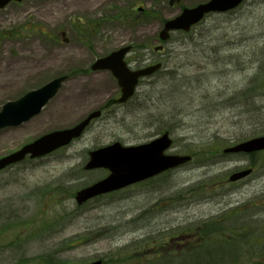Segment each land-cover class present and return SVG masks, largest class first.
Instances as JSON below:
<instances>
[{"label":"rangeland","instance_id":"rangeland-1","mask_svg":"<svg viewBox=\"0 0 264 264\" xmlns=\"http://www.w3.org/2000/svg\"><path fill=\"white\" fill-rule=\"evenodd\" d=\"M204 1L171 6L168 0H22L0 9V109L6 101L68 75L38 115L0 129V157L46 132L74 125L119 95L109 69L92 70L97 58L131 44L127 59L132 66L164 65L158 75L142 79L130 102L105 109L82 137L0 170V264H77L99 258L106 264H175L165 257L182 246L176 243L179 238L166 235L181 228L198 233L207 226L221 231L244 225L248 233L241 238L247 243L236 245L239 252L248 251L243 264H264V248L251 232L264 228L263 220L256 221L264 218V153L223 151L264 134V96H258L254 112L233 97L260 68L257 78L264 80V0H245L229 14H208L194 27L202 36L191 38L200 44L177 31L165 44L159 40L165 19ZM126 12L133 16L115 18ZM80 19H100V24L88 32L92 23ZM34 24L41 31L24 29ZM9 28L16 31L8 37ZM212 31L224 36H205ZM157 45L163 49L154 50ZM153 115L179 121L169 152L192 154L193 159L78 205L75 192L106 174L84 169L89 150L155 138L160 132L152 125ZM249 167L250 175L230 180ZM213 233L207 248L216 239ZM217 237L232 241L234 236ZM184 240V248L193 251L201 237ZM196 257L205 252L181 261L192 263Z\"/></svg>","mask_w":264,"mask_h":264},{"label":"water","instance_id":"water-1","mask_svg":"<svg viewBox=\"0 0 264 264\" xmlns=\"http://www.w3.org/2000/svg\"><path fill=\"white\" fill-rule=\"evenodd\" d=\"M10 1L0 0V7L5 6ZM175 1L180 0H170V4ZM242 1L209 0L194 7H186L179 15L165 22L160 37L164 40L167 39L171 30H189L206 13L226 11L238 6ZM130 48L131 46L128 45L113 51L107 56L98 58L92 65L93 69H110L118 78L122 88V96L117 99L118 102L126 101L134 93L140 77L150 75L161 67V63H158L138 70H130L124 61V56ZM65 79L66 76L54 78L42 87L26 93L20 99L7 102L0 111V128L20 124L40 112L41 108L56 94ZM100 114L101 110H95L73 127L47 133L21 149L2 157L0 159V169L24 159L27 153H31V156L35 157L68 144L73 138L79 137L83 133L92 118L98 117ZM171 144L172 139L169 137V132H165L162 136L139 145L124 146L120 142H115L91 151L86 168L104 167L111 172L105 178L80 189L76 194L78 203H83L99 194L152 177L191 159L190 155L165 154L164 151ZM261 149H264V135L240 142L226 148L225 151L253 152ZM249 172V169L237 172L231 176V179L241 178ZM85 264H103V262L97 260Z\"/></svg>","mask_w":264,"mask_h":264},{"label":"trees","instance_id":"trees-1","mask_svg":"<svg viewBox=\"0 0 264 264\" xmlns=\"http://www.w3.org/2000/svg\"><path fill=\"white\" fill-rule=\"evenodd\" d=\"M185 34H187L186 36L188 38H193V40L195 39L194 37L202 36L201 33H199L196 30V28L190 32L185 33ZM218 35H222V36L218 37ZM205 36H214L215 38H220V37H223L224 34H223V32L214 33V31H212V33L211 32L205 33ZM190 41H191V39H190ZM161 72L162 71H159L157 74H159ZM260 73H261V68H260L259 72L255 75V77L252 79L250 84L247 85L248 87L246 86L245 89L238 91V92H235L234 93L235 95L233 96L235 101H237L239 103L245 102L249 107L248 110H251V112L258 110L257 106H256V100H258V96L259 95L264 96V80L261 81L257 78L258 76L261 75ZM172 84L173 83L170 84V87L172 86ZM188 88H189L188 85L185 86V90H188ZM174 95L179 96V92L176 89V87L174 88ZM247 99L249 100V103L246 101ZM191 105H192V103H191ZM201 105H202V101L200 102L199 107L196 110H200ZM153 116H154L155 121H154V123H152V125L157 126L158 132H163L164 130L172 131L178 125V123H176V121L179 122L175 117L173 119V116H171L170 119L164 118L163 115H161L160 117H159V115L158 116L153 115ZM173 120L175 122H173ZM254 154H256V153H254ZM254 154H252V155H254ZM209 231L215 232L218 236L224 235V234L219 233V228H213V227L207 226V228H204L203 230H201L200 235H201V239L203 240V242L201 243V245L196 246L195 252L191 251V250H184L183 254L180 257H178L177 259L183 260L184 256L191 255V254H199V252L200 253L205 252V257H196V259L192 263H188V264H222L224 262L223 257H227V259L225 260L227 262L229 260V257L231 256V254L236 253L235 251L238 250L236 245L237 246L242 245L243 243L246 242L245 239L236 236L234 239L235 240L234 243L231 245V244H229L230 241L227 239V237H223L222 240H220L217 237V235L216 236L214 235V237H216V239L214 240L216 243H211V244L215 245V246H211V247L207 248L206 239H208L210 236H212L214 234L213 232H211L209 234V237H207L206 235L208 234ZM190 232H191L190 229H186V230L182 231V233L184 235H188ZM263 235H264V231H263ZM221 241H225L228 244V246H227V244L224 245L223 242H221ZM211 242H213V241H211ZM235 242H236V244H235ZM229 246L233 247V250H231ZM219 255H222V256H219ZM169 256L171 257V259H174L175 254L169 253ZM217 256H219V257L217 258ZM237 259H238V257H237ZM181 260H180V264H184L185 262L181 261Z\"/></svg>","mask_w":264,"mask_h":264},{"label":"flooded vegetation","instance_id":"flooded-vegetation-1","mask_svg":"<svg viewBox=\"0 0 264 264\" xmlns=\"http://www.w3.org/2000/svg\"><path fill=\"white\" fill-rule=\"evenodd\" d=\"M141 7H142V6H141ZM141 10H142V9H141ZM115 14H116V13H115ZM90 22L92 23L91 28H93V29H90L89 26H88L89 28L86 27V29L89 30L88 32H90V31H94L95 28L93 27V24H96V25H97V24H100V19H99V20H98V19H95L94 21L89 20V19H88V20H83V21H82L83 24H85V23H90ZM28 28L32 29V31H37V30H38V28H37L36 25H35V26H29ZM8 32L11 33V34H9V33L6 34V36H8V37H9L10 35L15 34L14 29L11 30V29L9 28V29H8ZM126 60H127V59H126ZM151 63H152V62L147 63V64H151ZM147 64H146V65H147ZM178 234H183V233H182V232H179Z\"/></svg>","mask_w":264,"mask_h":264}]
</instances>
